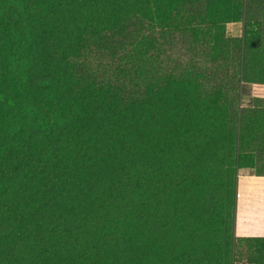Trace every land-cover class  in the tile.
Listing matches in <instances>:
<instances>
[{
  "label": "trees",
  "instance_id": "16d2710c",
  "mask_svg": "<svg viewBox=\"0 0 264 264\" xmlns=\"http://www.w3.org/2000/svg\"><path fill=\"white\" fill-rule=\"evenodd\" d=\"M159 32L235 86L165 67ZM244 83L264 87V0H0V264H264L232 232L241 171L264 176Z\"/></svg>",
  "mask_w": 264,
  "mask_h": 264
},
{
  "label": "rangeland",
  "instance_id": "374dc122",
  "mask_svg": "<svg viewBox=\"0 0 264 264\" xmlns=\"http://www.w3.org/2000/svg\"><path fill=\"white\" fill-rule=\"evenodd\" d=\"M228 34L231 37H241L243 34V24L236 23L228 26ZM160 41L163 45V57L162 62L165 67L174 69V68H182L185 66H198L203 70H210L215 73L213 79H209L211 85L216 83H228L230 87L235 86V78H236V67L237 63L230 64L229 67H219V68H211V65L207 61V54L205 48L201 44H195L189 35L175 33L166 36L165 33L159 32ZM106 60V59H104ZM216 70V71H215ZM241 103L243 107H252L255 103L256 98H262L264 95V87L256 86L253 84H242L241 89ZM252 174L250 171H241L239 175V179L241 176ZM239 200V196L237 193V214H236V226L232 232L239 237L236 233L237 228V218L239 219V233H245L248 231H252V233H263L264 231V222H261L260 218L248 217L247 213L243 210L238 211L239 203H242ZM258 205L264 207V205L258 201ZM252 214H259L258 210L251 209ZM231 230V229H230ZM215 233H212L214 235ZM216 236H222L220 231L218 230L215 234ZM255 235V234H254ZM258 237V236H252Z\"/></svg>",
  "mask_w": 264,
  "mask_h": 264
},
{
  "label": "crops",
  "instance_id": "0c3cea01",
  "mask_svg": "<svg viewBox=\"0 0 264 264\" xmlns=\"http://www.w3.org/2000/svg\"><path fill=\"white\" fill-rule=\"evenodd\" d=\"M238 196L242 203L238 205V211L243 210L247 213L248 217L260 218L261 222H264V207L258 205V201L264 205V176H256L253 174L241 176L238 182ZM251 209L261 211L256 215L252 214ZM263 233H252L248 231L245 233H239V219L237 218L236 233L239 237H264ZM255 234V235H254Z\"/></svg>",
  "mask_w": 264,
  "mask_h": 264
}]
</instances>
